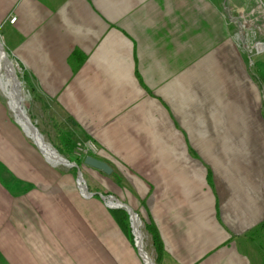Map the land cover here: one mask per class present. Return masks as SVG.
Returning <instances> with one entry per match:
<instances>
[{
	"label": "crops",
	"instance_id": "0c3cea01",
	"mask_svg": "<svg viewBox=\"0 0 264 264\" xmlns=\"http://www.w3.org/2000/svg\"><path fill=\"white\" fill-rule=\"evenodd\" d=\"M241 22L264 38V0H0L30 108L93 194L0 93V264H146L98 194L154 230V264H264V118ZM87 140L110 175L73 154Z\"/></svg>",
	"mask_w": 264,
	"mask_h": 264
},
{
	"label": "rangeland",
	"instance_id": "374dc122",
	"mask_svg": "<svg viewBox=\"0 0 264 264\" xmlns=\"http://www.w3.org/2000/svg\"><path fill=\"white\" fill-rule=\"evenodd\" d=\"M240 25H241V31H242L240 46H241V49L245 50L246 53H247V57H248V60H249V63H250L249 64L250 73L252 75L256 74L255 78H256V81L259 84L260 95H261V104H260L261 105V114H262V117L264 118V54L261 55V56L255 55V54H259L260 55V54H262L264 52V38H263V35L261 36L260 30L257 28V26H256L257 24L241 22ZM0 42L4 45L1 37H0ZM259 42H261L263 44V47H262V49L258 50L257 49V44ZM4 48H5L7 57L13 62V66H14V69H15L16 77L18 78L19 81H21V71L18 70V66L15 65L16 62H15L13 56L10 54V52H8V50L6 49L5 45H4ZM20 89H21V95L23 97V102L21 103L22 107L24 108L27 116L31 119L32 123L37 127L39 133L41 134V136H42V138L44 140V142L52 150L56 151V153H58L60 156H62L63 158L67 159L66 158L67 156L66 157L63 156L62 152L56 150L55 147L50 143V141H48L47 137L44 136L43 130L44 129L46 130L47 127L43 124L42 119L40 118V112L33 111L30 108L31 104H30V101H29V93L27 92L26 88L23 87L22 84H21ZM0 93H1L4 101L6 102V104L9 105L8 107H10L11 106V102L4 96V92H3L1 87H0ZM10 112L12 113L11 110H10ZM258 125H260V127H261V126H264V123L262 124V123L258 122ZM28 140L33 143L32 139L29 138ZM76 150H77L76 147H74L73 154L78 159L84 158L83 156H79L77 154ZM90 156H93V155H90ZM62 165H64V164H62ZM68 168L73 169L74 171H77L76 168H73V167H68ZM82 174H83V172H82ZM84 179H85V177H84ZM138 222L140 224L139 225V229H140V231L143 234V241L142 242H143L144 251L146 253H148V256H149L150 260H152V264H154V263H156L158 250L156 249V244L154 245L155 242H153L152 233L149 230L150 227L145 225V223L139 218H138ZM126 223H127V229H128V232H129L130 239L132 240V242L135 243L136 238H135V236L133 234V230H132V227H131V222H130V219H129L128 212H127V222Z\"/></svg>",
	"mask_w": 264,
	"mask_h": 264
},
{
	"label": "water",
	"instance_id": "95a60500",
	"mask_svg": "<svg viewBox=\"0 0 264 264\" xmlns=\"http://www.w3.org/2000/svg\"><path fill=\"white\" fill-rule=\"evenodd\" d=\"M263 47V44L261 42H259L257 44V49H262ZM0 51H1V54L4 56V58L8 61H11L8 57H7V54H6V51H5V48H4V45L0 42ZM11 63V67H12V71H13V74H14V77H15V80L18 84V91H19V95H21V83L20 81L18 80V78L16 77V73H15V69H14V66L12 65V61L10 62ZM22 96V95H21ZM21 101V100H20ZM21 105V104H20ZM20 112L21 114L24 116L33 136L37 137L40 139V142L42 143V145H40L39 143H37L36 139L33 140V143L34 145L38 148V150L43 154V156L45 158L48 159V155L47 153L45 152V150L42 148L43 146H45V142L41 136V134L39 133L37 127L32 123L31 119L27 116L24 108L22 107V105L20 106ZM54 151V150H53ZM56 153V151H54ZM56 157L58 158L57 160H60V164H64L65 166H68V167H73V168H76L77 170V176H78V183L79 185H81V191L85 194V195H93L91 194V192L88 191V188H87V185L85 183V179L83 177V174L81 172V169L80 167L78 166V164L76 162H72V161H69L65 158H63L62 156H60L58 153H56ZM84 164L94 168V169H97L99 171H102L103 173L107 174V175H110L112 173V168L104 161L102 160H99L97 158H95L94 156H86L84 158ZM100 196V198L102 200H104L110 207L112 208H123L125 209L128 214H129V219H130V222H131V227H132V230H133V234L136 238V235H135V232H134V228H133V220H135L137 222L138 220V216L137 214L133 211V209L131 207H129L127 204L123 203L122 201H120L119 199L115 198L114 196L112 195H103V194H98ZM112 200L115 205H110L109 201ZM139 230V234H140V242H142V239H143V234L142 232ZM138 248V247H137ZM139 250V249H138ZM140 252V251H139ZM144 252V257L145 258H148V254ZM148 260V259H147ZM148 264V263H147Z\"/></svg>",
	"mask_w": 264,
	"mask_h": 264
},
{
	"label": "bare ground",
	"instance_id": "6f19581e",
	"mask_svg": "<svg viewBox=\"0 0 264 264\" xmlns=\"http://www.w3.org/2000/svg\"><path fill=\"white\" fill-rule=\"evenodd\" d=\"M11 61H8L4 58V56L1 54L0 51V87L2 88L4 92V96L11 102V110L16 118V121L20 124V126L23 128V130L26 132V134L32 139L37 141L40 145L42 143L40 142V139L33 136L24 116L20 112V106L22 105L21 103L23 102V97L19 95L18 91V84L15 80L12 67H11ZM13 65V62H12ZM21 100V101H20ZM21 104V105H20ZM46 144V143H45ZM45 152L48 155V160L54 163H60V160H57L58 158L56 157V153L46 144L45 146L42 147ZM81 187V185H80ZM110 205H115V203L110 200L109 201ZM134 232L136 235V244L137 247L140 251L141 256L143 257L145 263L147 264H152L150 258H145L144 257V248H143V242H140V234H139V222L133 220L132 222ZM143 241V239H142ZM145 247V246H144ZM148 254V253H147ZM148 259V260H147Z\"/></svg>",
	"mask_w": 264,
	"mask_h": 264
},
{
	"label": "built area",
	"instance_id": "2783aa9c",
	"mask_svg": "<svg viewBox=\"0 0 264 264\" xmlns=\"http://www.w3.org/2000/svg\"><path fill=\"white\" fill-rule=\"evenodd\" d=\"M15 18L11 19V22H14ZM76 152L79 156H90L95 154L98 151V146L97 144L92 141V140H87V141H78L76 142Z\"/></svg>",
	"mask_w": 264,
	"mask_h": 264
},
{
	"label": "trees",
	"instance_id": "16d2710c",
	"mask_svg": "<svg viewBox=\"0 0 264 264\" xmlns=\"http://www.w3.org/2000/svg\"><path fill=\"white\" fill-rule=\"evenodd\" d=\"M114 216L117 219V221L120 223V225L123 226V228H125L127 226V212L125 210H114ZM150 232L153 235V239L154 242L156 244V249L160 250V246L158 244V239H157V235L154 232V230L152 228H149Z\"/></svg>",
	"mask_w": 264,
	"mask_h": 264
}]
</instances>
